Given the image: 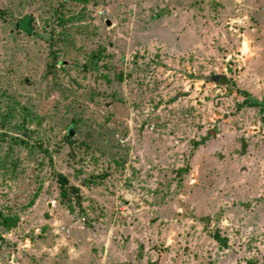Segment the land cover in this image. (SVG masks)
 Masks as SVG:
<instances>
[{
    "label": "rangeland",
    "instance_id": "obj_1",
    "mask_svg": "<svg viewBox=\"0 0 264 264\" xmlns=\"http://www.w3.org/2000/svg\"><path fill=\"white\" fill-rule=\"evenodd\" d=\"M236 88L264 98V0H0V264H264Z\"/></svg>",
    "mask_w": 264,
    "mask_h": 264
},
{
    "label": "trees",
    "instance_id": "obj_2",
    "mask_svg": "<svg viewBox=\"0 0 264 264\" xmlns=\"http://www.w3.org/2000/svg\"><path fill=\"white\" fill-rule=\"evenodd\" d=\"M18 25V24H17ZM33 31V28L31 30V32ZM228 79L230 78H226V76L224 74H215L214 75V80L217 81L218 83L219 82H223V81H228ZM233 85H234V82H233ZM237 91L241 92L243 95H244V99L242 100L241 103H245V104H248V105H253V106H258L260 111L264 113V98L262 99H257V98H249L248 97V92L246 90H240L239 88H236ZM66 136H67V139L72 142V140L69 139L68 136H71L68 134V132H66ZM204 139V138H202ZM59 181H60V189L62 192H65L69 189L75 191L76 188L75 186H66L67 183H68V180L67 178L64 176V175H61L60 174V178H59Z\"/></svg>",
    "mask_w": 264,
    "mask_h": 264
},
{
    "label": "water",
    "instance_id": "obj_3",
    "mask_svg": "<svg viewBox=\"0 0 264 264\" xmlns=\"http://www.w3.org/2000/svg\"><path fill=\"white\" fill-rule=\"evenodd\" d=\"M30 19H31L30 15H25L19 22V28L26 33H29L32 30ZM106 23L109 24V20H107ZM67 132L69 135H72L73 131L71 130V127L68 128Z\"/></svg>",
    "mask_w": 264,
    "mask_h": 264
},
{
    "label": "built area",
    "instance_id": "obj_4",
    "mask_svg": "<svg viewBox=\"0 0 264 264\" xmlns=\"http://www.w3.org/2000/svg\"><path fill=\"white\" fill-rule=\"evenodd\" d=\"M99 13H101V11H99Z\"/></svg>",
    "mask_w": 264,
    "mask_h": 264
}]
</instances>
